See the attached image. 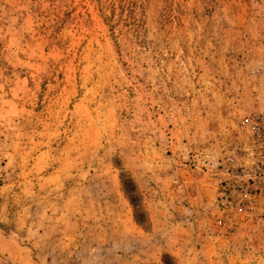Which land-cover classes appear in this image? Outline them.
Wrapping results in <instances>:
<instances>
[{
  "label": "rangeland",
  "instance_id": "obj_1",
  "mask_svg": "<svg viewBox=\"0 0 264 264\" xmlns=\"http://www.w3.org/2000/svg\"><path fill=\"white\" fill-rule=\"evenodd\" d=\"M256 113L264 0H0V264H264Z\"/></svg>",
  "mask_w": 264,
  "mask_h": 264
},
{
  "label": "built area",
  "instance_id": "obj_2",
  "mask_svg": "<svg viewBox=\"0 0 264 264\" xmlns=\"http://www.w3.org/2000/svg\"><path fill=\"white\" fill-rule=\"evenodd\" d=\"M248 124L251 135L245 150L249 153L253 166L248 170L243 169L244 176L234 172L235 180L232 185H225L226 191L230 190L235 195V206L238 209H249L254 205L256 195H264V113L252 115Z\"/></svg>",
  "mask_w": 264,
  "mask_h": 264
}]
</instances>
